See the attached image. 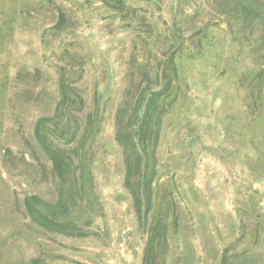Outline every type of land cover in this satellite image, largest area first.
<instances>
[{"label": "rangeland", "instance_id": "obj_1", "mask_svg": "<svg viewBox=\"0 0 264 264\" xmlns=\"http://www.w3.org/2000/svg\"><path fill=\"white\" fill-rule=\"evenodd\" d=\"M0 264H264V0H0Z\"/></svg>", "mask_w": 264, "mask_h": 264}, {"label": "trees", "instance_id": "obj_2", "mask_svg": "<svg viewBox=\"0 0 264 264\" xmlns=\"http://www.w3.org/2000/svg\"><path fill=\"white\" fill-rule=\"evenodd\" d=\"M141 123H142L141 128H146L148 125L147 122H141ZM125 138L126 137L123 136L122 131L118 129L117 140L123 148L125 165H126V185L132 191V195H133V199H134V206H135L136 212L139 214L140 209H141L140 198L138 196V193L133 189L134 187L131 183V168H132L131 159L134 155L133 153H135V156L136 155L138 156V153H136V152L131 153L130 152L131 150L134 151V149H136L135 148L136 144H135V142H132V138H131V142H130V138H128V137H127V139H125Z\"/></svg>", "mask_w": 264, "mask_h": 264}]
</instances>
